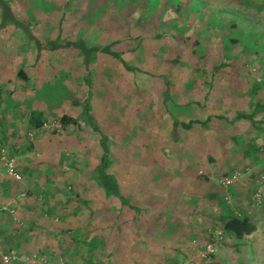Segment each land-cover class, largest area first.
I'll return each instance as SVG.
<instances>
[{
  "label": "rangeland",
  "instance_id": "obj_1",
  "mask_svg": "<svg viewBox=\"0 0 264 264\" xmlns=\"http://www.w3.org/2000/svg\"><path fill=\"white\" fill-rule=\"evenodd\" d=\"M10 1L16 14L28 19L31 33L38 40L56 38L60 26L63 38H82L100 47L111 46L113 52L120 54L122 62L98 52L90 65L92 111L101 131L109 138L108 171L116 175L130 204L144 213L170 219L164 223L168 230L191 231L194 236L190 249L181 248L184 255L180 264H211L214 256L221 255L219 247H224L222 243L227 242V237L216 243V251L206 258L201 256V248L212 239L213 232L222 229L219 217H228V208L239 214L251 208L246 203L251 191L249 186L241 195L236 186L224 190L220 182L231 175L233 166L226 167L223 176H218L207 156L213 153L212 144L204 146L206 155L196 153L195 146L202 143L197 126L187 132L181 127L174 131L173 120L196 122L212 113L214 103L226 90L213 68L227 58H237L241 70L240 99L244 107L240 111L251 114L256 101L260 97L264 99V87L256 88L257 78L252 79L259 70L264 71V0ZM190 36L197 38L196 49L191 50L188 42L180 60H168L166 56L175 39ZM36 60L35 47L21 30L12 26L0 29V118L3 114L10 116L8 124L1 128L7 131L8 139L21 141L13 142L19 145V156H28L26 162L24 158L20 161L26 169L23 179L30 183L24 185L28 188L27 199L36 211L34 231L37 235L49 233L48 237L38 239V252L51 259L52 250L62 244L67 259L62 264H93L92 257L95 264H105L102 251L99 254L95 249L92 257L83 253L93 242L108 238L111 232L106 220L111 211H119V202L113 198L105 200L91 182V171L103 153L99 135L84 120L78 130L73 126L63 129L59 122L63 115L76 118L81 112L72 106L78 94L86 89L81 59L74 52L63 50L42 52ZM18 68H23L30 77L28 81L14 82ZM165 82L170 86H165ZM33 106L43 111L47 125L35 132L21 126L27 123L29 110H35ZM263 118L261 114L255 125H251L253 129L245 120L231 131L245 138L241 144L246 141L252 147V142L248 143L251 139L255 146L261 144L264 151V133L257 130ZM27 133H32L33 138H28ZM208 134L215 137L212 131ZM241 147L248 152L247 146ZM250 152L245 155L253 156ZM254 156L257 158L258 154ZM245 164L242 169L246 167L256 174L264 169V164L260 165L262 169L255 166L252 157ZM187 170L189 179L185 184L192 186L189 197L195 194L200 198L207 192L208 199L193 204L172 200L171 194L178 199V193L171 186L182 181L181 172ZM205 174L207 179L203 178ZM244 177L243 185L251 183ZM133 182H139L142 189L134 191ZM204 182L213 192L200 190ZM35 184L37 190L33 192L31 188ZM226 197L230 206L222 202ZM69 198L75 202H66ZM50 205L54 211L51 215H55L52 218H58L55 223L48 221V217H39L45 214V209L50 214ZM181 205L184 212L177 211ZM82 229L89 231L85 239ZM131 229L134 231L136 227ZM78 248L83 253L80 257ZM125 251L126 246L123 259H126Z\"/></svg>",
  "mask_w": 264,
  "mask_h": 264
},
{
  "label": "crops",
  "instance_id": "obj_2",
  "mask_svg": "<svg viewBox=\"0 0 264 264\" xmlns=\"http://www.w3.org/2000/svg\"><path fill=\"white\" fill-rule=\"evenodd\" d=\"M259 63H261V59L259 60ZM248 69H245V70L248 71ZM259 72L260 73L258 74H254V77L252 79L254 80L256 78L259 79L260 81H257L256 79L255 82H258V84L261 85L262 87V80H264V71L259 70ZM24 73L26 74V72ZM27 77L28 79L30 78L28 75ZM240 77H241V70H240ZM15 81L20 82V80L18 79L14 80V82ZM223 87L226 88L225 93H224L226 94L228 91V87L227 85H224ZM241 95L243 94L235 95L233 96V98H231V102L234 103L235 105L234 111L223 113V112H216L212 108L211 114L218 115L220 113H223L225 117H229L230 122L232 121L231 124L229 125L225 124L226 125L225 132L229 136V138L232 140L227 143V145L224 147L223 152L221 151L219 143L217 141V137H216L217 134L212 131V133L215 135V137L213 138L212 135L208 134L210 130L204 133L203 139L198 133L197 136L199 137V140L202 143H200L198 146L197 145L195 146L197 149L195 150L193 149L196 153H199L201 155H206V153H204L205 151L204 146H206V144L207 145L212 144L213 153L207 154L208 161L211 162L213 167L216 169V174L221 177L223 176V172H226L224 171L226 167L230 168L231 166H233L231 168L230 173H232L233 170H240L239 168L242 169V167L246 165L245 162L248 161L249 158L251 157L255 163V166L259 165V167L262 169L263 164H264V154H263L264 151H263V148L260 146L261 144L255 146V142H253L251 139L248 140V143L252 142L251 143L253 144L252 147H248L246 141H244V143L241 144L242 143L241 141L244 140L245 138L242 136H237V133L235 134L233 131H231L233 126L235 125L240 126L242 125L241 123L243 124L245 123V120L233 122L234 118L237 116L238 113L245 114L244 112L240 111L244 107V104L240 99ZM255 106L256 105L253 106L252 112H254ZM33 108L35 109V111L43 112L38 106H33ZM10 110H12V108ZM13 110H15V108H13ZM19 111L20 110H18L17 112L19 113ZM211 114L209 113L207 116ZM230 114L232 116H229ZM246 114L252 115L253 113L251 114L246 113ZM7 115L8 114H3V116L0 118V122H1L0 124V144L4 146L3 144L4 142L5 144H7L6 146H8V148L10 146H13L11 147V149L13 150L12 151L13 154L18 159L17 165H18V170L21 172V175H22V181L18 183V182L11 180L6 175L5 170L0 166V246L3 250H6L12 254L18 255L21 260V262L18 264H48L49 262H51L52 264H62V262L67 260L65 257L66 254L63 251L62 244L57 245L55 249L52 250L51 259L48 258L45 253L38 252L39 240L43 237L44 238L48 237L46 236V234H49V233L43 232L40 235H37V233L34 231L36 229L34 227V224H36L34 222V216H36V211L33 210L34 208L29 203L32 201L27 199L26 194L28 192V188H26L24 185L30 184V183L23 179L24 176H26V175L23 176V172H25L26 169L23 168V166L21 165L22 161H20L22 158H24V162H26V158L28 156L26 157L19 156L20 155L19 149H18L19 145L17 146L13 144V142H21V141L16 138L15 140L8 139L6 137L7 131L5 132L1 128L2 126H5L4 123L8 124L10 116H7ZM262 115H264V112H262ZM259 116L261 117V113L255 116L254 118L255 122L259 120ZM14 118L16 119V117ZM27 118L29 119V116ZM238 122H241V123H238ZM263 124H264V118H263V123L258 124L260 128L263 129L262 132L260 131L261 133H264ZM248 125H250V127L253 129V127L251 126L252 124L248 122ZM21 126H24L27 129L28 120L26 124H23ZM13 134L14 133H11L10 135L12 136ZM27 134H28L27 135L28 138H30L29 137L30 133H27ZM209 136H211L213 139L210 138ZM209 140H212L213 142L210 143ZM241 146H247L249 148L248 152H246ZM249 151L253 153L252 154L250 152L253 156H251L250 154L245 155L249 153ZM255 154H258V156H256L257 158H255L254 156ZM242 164H245V165H242ZM239 165H242V166H239ZM262 171H264V169H262L260 172H257V173H261ZM181 173H182L181 174L182 181L179 180L176 185L171 186L178 193L177 195L178 199L174 198L175 196L171 194L172 200H179L180 203L188 202V203L193 204L195 202L201 201L202 198L205 200L208 199L209 194L207 192L204 193V195L200 198H198L195 194L194 196L189 197L192 192V186L189 187L187 186V184H185L187 180L189 179L188 170L186 172L182 171ZM255 175H256V172L255 173L253 172L252 174L244 178H248L252 180V176H255ZM203 178L207 179V175L205 174ZM25 182L27 183L25 184ZM133 183H135L134 185H132V189L134 191L137 189L138 190L142 189V187H140L139 182L138 183L133 182ZM207 184H208L207 182H204L203 185L200 186L202 187L200 190L204 191L205 189V191L209 190V192H213L212 191L213 188H211L210 186H207ZM243 184H244V180L242 179V182L239 184V186H237L238 184L235 185L236 186L235 189L238 188L237 189L238 194L241 195V192L245 190V188H247L248 186L251 191L250 193L252 194V189H253L252 182L250 183V181H248L247 185L246 184L243 185ZM194 187L195 189L198 188V186L196 185H194ZM36 190H37V187L35 184L31 188V191L36 192ZM80 199L82 200V197H80ZM246 203H247V207L248 206L251 207L249 205V198ZM79 205H80V202L77 204V206ZM52 206L53 205L49 206L51 207L49 208L51 209L50 214H47V213L43 215L40 214L41 216L39 215V217L41 219L42 218L45 219L48 217L49 218L48 221H50L51 223H55L58 221V218L56 219L52 218L53 216H55V215H51V213L54 212ZM261 206L260 207L255 206L249 209L247 208L248 210H253V211L250 213H248V210L241 211L240 212L241 214H239L234 209H230V208L227 209L229 216L230 214L234 215L235 213H238L240 217L247 218L248 220L253 222L255 224V231L249 236H246L243 240L239 241L236 244L234 243L233 240L227 237L228 246L222 245L224 246L223 248L219 247L221 251L220 254L222 255V257L221 255H217L216 257L214 256V258L211 261V264H264V245H262V240L264 239V212H263L264 199H263V203ZM183 207L184 205H181V208H179L180 210H177V211L184 212V211H181L183 210ZM62 208L64 209L65 207L63 206ZM144 216H145V219H144ZM222 217L226 218L227 216L221 215L219 217L220 220ZM169 220L170 219L165 218L164 215L161 216L160 214L158 215L151 214V213L148 214L147 212L144 213L143 211V214H141L137 223H129L125 227L124 234H125V244H126V251H125L126 259L119 262V260L117 261L115 256L107 257L103 255L102 257L101 255V258L104 259V261L106 262L105 264H180L179 260L184 255V251L181 248H185V249L189 248L190 241L194 235L191 236V231L186 232L183 228L181 229L177 228L176 230H173V229L168 230V227L164 226V223L169 222ZM84 221H85V217L83 215V222ZM132 226L136 227L134 231L131 229ZM45 227L48 228L47 225H45ZM81 232L85 239L89 231H84V229H82ZM93 243H92L93 247H89V249H87V252L83 251L84 254H87L90 257H91V254H95V251H94L95 249L97 250L96 251L97 253L100 254L101 252V248H99V246L95 247L96 244H93ZM45 249L47 248L45 247ZM77 252L79 253V257L83 254L82 252L80 253V248H78ZM32 257H35V262H31L30 260H28ZM93 260H94L93 264H95L96 260L95 259ZM89 261L90 259H88V262Z\"/></svg>",
  "mask_w": 264,
  "mask_h": 264
},
{
  "label": "trees",
  "instance_id": "obj_3",
  "mask_svg": "<svg viewBox=\"0 0 264 264\" xmlns=\"http://www.w3.org/2000/svg\"><path fill=\"white\" fill-rule=\"evenodd\" d=\"M248 2V1H247ZM28 19L25 17L18 16L15 11L14 3L10 0H0V29L6 28L8 26H12L21 30L28 38L30 44L35 47L36 52V61L40 59L42 52H59L63 50H70L74 52L77 56L80 57L83 69H84V83L86 86L85 92H81L72 102V106L74 108H80L81 112L76 118H72L68 115H63L60 122V127L66 129L70 126L75 129H80L81 120H84L85 123L92 129L94 134L99 135V145L103 151L102 157L96 165L92 169L91 173V182L93 187L97 189L98 193L103 196L105 200L110 198L116 199L119 202V211L117 213L110 212L109 216L106 220L109 230L111 234L105 237L103 240H99L96 242L95 247L101 248L104 256L107 257H116L120 261L123 259L124 249H125V227L129 223H137L141 214H143V210L139 207L130 204L128 199L124 197L119 182L116 178V175L110 173L109 170V154L110 150L108 147L109 138L101 131V126L96 122L95 115L93 114L91 103L93 100L92 97V88H93V76L90 72V65L93 61L94 55L96 53H102L113 57L116 60L121 61V56L117 52H113L111 50V46L100 47L97 45H93L89 43L88 40L79 38L77 40H70L69 38L61 37V29L59 26L58 35L54 39H45L38 40L31 33L30 24L27 23ZM189 42V47L191 50H195L198 46L197 38L194 36L187 37L185 39H175V44L173 45L171 50H169L167 54L168 60H180L183 57V49L187 46ZM232 43H236V41H232ZM188 47V46H187ZM247 51V47L244 48ZM237 58H227L225 62L217 64L213 70L217 75H219L224 84L227 85L228 91L224 94L221 99H218L214 105L213 110L216 112H231L234 111V103L231 102V98L235 95L243 94V89L240 81V67L236 63ZM245 68V67H244ZM16 79L22 81H28L27 75L24 73L23 68H18L16 71ZM165 86L169 87L168 82L164 83ZM256 88H259L260 85L256 84ZM262 86L264 87V80H262ZM168 91V90H167ZM166 99H168V95L165 93ZM264 112V99L260 97L256 101V106L252 115H245L242 113H238L234 118L233 122L246 120L250 124L255 125L254 118L258 114H262ZM223 113L218 115L211 114L205 117L203 120H198L196 122L190 121L188 123H181L177 120H173V128L174 131L177 130L178 127H181L185 132L193 129V126H197V133L203 139L204 133L206 131H213L217 134V141L219 143L220 149L223 152L224 147L230 142L232 139L226 134L225 124H231L229 121V117H225ZM28 129L30 131H36L42 129L46 124L43 119V113L35 110H29L28 113ZM84 118V119H83ZM254 129H256L254 127ZM263 131L262 128H257V130ZM235 142V141H234ZM177 153V152H175ZM18 170V167H17ZM234 171V170H233ZM232 171V172H233ZM21 174V172L18 170ZM264 172V171H263ZM254 176H252V193L255 188L254 186ZM242 180L239 181L240 184ZM72 199H68V203H73L75 201H71ZM64 203V202H63ZM61 203V205H63ZM263 203V201H262ZM259 205V207L262 205ZM49 210L46 209L45 213H48ZM222 223V230L226 237L230 238L234 241V243H238L243 240L246 236H249L255 231V224L248 220L247 218L237 217L234 215H230L226 218L222 217L220 220ZM230 240V241H231ZM75 245L77 244V239H73ZM102 241V242H101ZM80 242V241H79ZM82 242V241H81ZM223 242V240L221 241ZM91 245V244H90ZM222 245L228 246L227 242H223ZM1 247V246H0ZM93 247V245H91ZM92 257V254H91ZM119 261V262H120ZM88 262V261H87ZM90 262V261H89ZM91 262L93 259L91 258Z\"/></svg>",
  "mask_w": 264,
  "mask_h": 264
},
{
  "label": "built area",
  "instance_id": "obj_4",
  "mask_svg": "<svg viewBox=\"0 0 264 264\" xmlns=\"http://www.w3.org/2000/svg\"><path fill=\"white\" fill-rule=\"evenodd\" d=\"M46 127L47 125L45 124L44 128ZM29 137L30 139H32L33 134L30 133ZM17 161L18 159L13 154V152L0 144V166L5 170L6 175L11 180L19 183L22 181V175L17 170ZM252 173L253 171L250 172V169L248 168L240 169V171L234 170L229 177H224L221 180L220 186L224 190L230 189L233 186H235L237 183H239V181L242 180L244 176H248ZM254 179H255L254 180L255 188L249 198V205L251 207L259 206L264 199V172L256 174L254 176ZM229 197L223 199V201L228 206H230ZM234 216L239 217L240 215L238 213H235ZM219 230L220 231L217 233L213 232L212 239H210L207 243H205L204 248H201L203 250L202 252L203 254L201 255L203 258H206V255L213 254L216 251L215 244L222 241L223 237H225L223 230L222 229ZM193 244H195V242H193ZM195 246L193 247V249L195 248ZM28 260H30L31 262H35V257H32ZM20 262L21 260L18 255L5 251L0 247V264H18Z\"/></svg>",
  "mask_w": 264,
  "mask_h": 264
},
{
  "label": "clouds",
  "instance_id": "obj_5",
  "mask_svg": "<svg viewBox=\"0 0 264 264\" xmlns=\"http://www.w3.org/2000/svg\"><path fill=\"white\" fill-rule=\"evenodd\" d=\"M234 187V186H233ZM232 189V188H231ZM226 206H228L224 201H222Z\"/></svg>",
  "mask_w": 264,
  "mask_h": 264
}]
</instances>
